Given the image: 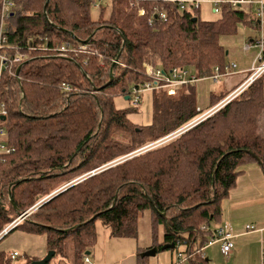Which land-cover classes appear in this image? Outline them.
<instances>
[{
	"label": "trees",
	"instance_id": "trees-1",
	"mask_svg": "<svg viewBox=\"0 0 264 264\" xmlns=\"http://www.w3.org/2000/svg\"><path fill=\"white\" fill-rule=\"evenodd\" d=\"M13 1L10 44L42 38L50 46L63 39L86 42L93 52L62 56L35 50L18 74L16 68L0 74L6 109L0 125L14 148L0 160V232L50 195L7 233L44 235L47 250L58 256L52 264H81L95 243L97 222L111 237H135L139 216L149 210L153 229L163 227L162 242L153 245L157 250L173 243L185 253V264H209L197 252L210 235L200 227L218 219L245 165L255 163L264 173V72L200 122L135 154L130 153L198 114L194 83L172 96L152 91L149 125L133 123L114 96L125 97L144 81L145 61L164 70L186 67L197 77L222 68L228 51L220 37L234 34L238 22L258 27L253 5L247 11L222 4L215 19L203 20L197 9L167 0L141 1L143 16L130 0H109L106 14L98 5L97 18L90 14L96 0ZM228 93L211 92L208 106L200 109ZM12 261L11 253L0 250V264Z\"/></svg>",
	"mask_w": 264,
	"mask_h": 264
},
{
	"label": "built area",
	"instance_id": "built-area-1",
	"mask_svg": "<svg viewBox=\"0 0 264 264\" xmlns=\"http://www.w3.org/2000/svg\"><path fill=\"white\" fill-rule=\"evenodd\" d=\"M143 0H130L131 5H135L137 9V15L143 16L146 13V10L143 6L140 5V2ZM171 2H176L179 4V7L182 9H189L190 11L198 9L200 2H207L211 5L214 13L220 12V7L222 4H229L233 8H238L241 6H249L255 4V16L258 20V26L262 31L264 29V0H167ZM99 2L95 1V7H98ZM14 8L15 2L13 0H0V74L4 72H8L9 74H13V69L21 65L22 62L27 61L31 53L35 50L57 52V54L65 56L68 53H90L93 52L86 42H78L71 43L69 41L60 39L54 41L53 44L49 46L47 39L38 38V40H33L32 38H28L24 45H12L9 43V25L8 22L14 16ZM159 17L165 20V14L160 12ZM151 19L149 20V23ZM41 42V44H40ZM252 46H256L258 51L256 52L252 64L250 73H248L243 82L226 98L217 103L215 106H212L207 109H200L197 107L198 114L180 126L178 129L174 130L170 134L151 142L141 148H138L137 152H141L143 150L155 147L175 136L183 132L184 130L190 128L196 123L200 122L221 106H223L226 102L236 96L242 89H244L247 85H249L254 79L260 76L264 72V58H263V50H264V33L260 35V37H256L252 42H246L243 46V49L248 50ZM258 62V64H256ZM141 74L144 77V81L140 85H135L130 87V95L134 96L132 102L134 105H137L139 102L138 93L143 90H152V91H164L167 95H174L177 90L187 84H193L197 82L201 77H197L196 73L186 67H172L168 70H164L160 67H155L149 62H143L141 67ZM237 69V65L233 62L224 64L221 68L219 66H214L212 68L211 74L206 77L210 78L213 82H218L221 78L226 75L232 74V72ZM61 88L63 90H69V85L67 83H61ZM131 96V97H132ZM6 114V109L4 108V104L0 103V118ZM6 131L0 125V160H3L2 154H9L13 152L14 148L8 146L6 144ZM136 152V153H137ZM135 153V152H134ZM133 154V153H130ZM16 223L13 220L9 223L1 232L0 237L9 230ZM200 228L209 230L210 235L207 240L204 242L203 246L197 250L200 254L203 255V250L206 246L212 245L214 243H219L220 252L227 256L228 253L234 247V233L232 227L229 224L218 225L215 227H208L206 225H202ZM245 230H253L252 226L247 224L244 227ZM262 231V229H260ZM177 252V261L173 264H185L186 263V255L181 251ZM18 256L17 251L11 252V258L14 260ZM261 260L264 263V248L261 251ZM83 261L90 264H95L91 262L87 255L83 256Z\"/></svg>",
	"mask_w": 264,
	"mask_h": 264
},
{
	"label": "rangeland",
	"instance_id": "rangeland-1",
	"mask_svg": "<svg viewBox=\"0 0 264 264\" xmlns=\"http://www.w3.org/2000/svg\"><path fill=\"white\" fill-rule=\"evenodd\" d=\"M188 1V0H184ZM257 1V0H253ZM101 3L102 8L104 10V14L108 11V3L109 0H97V3ZM142 6V4H140ZM255 6L253 7V9ZM136 9V8H135ZM248 6H245V10L248 11ZM197 13L203 20H213L217 17L216 13L213 12L212 7L207 2H200L199 8L197 9ZM100 8L95 7V2L91 4L90 14L93 18H97L99 15ZM264 33V30H257L250 25L243 24L242 22H238L236 25V32L234 34L228 36L220 37V43L226 48L228 53L225 55V63H235L237 65V69H235L232 74L226 75L221 78L218 82H213L208 77H201L197 82L194 83L196 90V102L198 105L206 108L209 104V96L211 92H216L218 87L224 83L225 79L234 80L237 76H241L239 74V69L242 67H248L249 73L251 69L252 59L255 56L258 48L253 47L250 50L243 49V41L245 40L244 36L249 34L251 36L260 37L261 34ZM255 52V54H254ZM258 64V62L256 63ZM183 90V89H182ZM263 94H264V78H263ZM130 95L128 99H125L124 96L117 94L114 96V104L117 108L127 109L128 110V118L135 124L138 125H149L151 123V98H152V90H143L139 91L138 97L139 102L137 105H134L132 99L134 96ZM259 131L264 136V110L260 115L259 121ZM160 145V144H159ZM157 146V145H156ZM264 202V201H263ZM257 212H264V205L261 206L258 211L251 213V218L247 219V223L252 226L256 230L259 226V219H256ZM17 217V216H16ZM15 217V218H16ZM14 220V219H13ZM137 242L139 246H146L148 244L154 243L153 245H158L162 242L163 237V227L161 224H157V228L153 229L151 216L149 210H144L142 214L139 216L137 221ZM252 231V230H250ZM20 231L15 229L11 231L9 234H5L0 238V250L8 253L12 249H16L19 253V256L16 257L11 264H24L28 259L27 254L24 250L19 248H11V238L13 237H22L19 235ZM242 237H238L235 239L237 242V248L240 251L235 255L234 249H232L227 256H224L222 253H217L216 255L210 258V264H261V253H260V234L257 232L246 233ZM25 236V235H24ZM264 241V233L262 235ZM31 248L34 247V250L37 251L38 248L45 247V239L42 236H33L30 238V241L27 240ZM47 253V250L45 254ZM141 253V252H140ZM139 253V256H140ZM44 254V255H45ZM43 255V256H44ZM42 256V257H43ZM210 257V256H209ZM230 257V258H229ZM58 256H53L50 261V264L54 260H56ZM172 261V262H171ZM177 261V252L174 249H158L154 255H150L146 257L147 264H171Z\"/></svg>",
	"mask_w": 264,
	"mask_h": 264
},
{
	"label": "crops",
	"instance_id": "crops-1",
	"mask_svg": "<svg viewBox=\"0 0 264 264\" xmlns=\"http://www.w3.org/2000/svg\"><path fill=\"white\" fill-rule=\"evenodd\" d=\"M254 6L255 4H253V7ZM242 7L245 8V6ZM258 27H256L255 29L260 30V27ZM256 37L257 36L253 37L249 34H246V36H244L245 40L243 41V46L246 42H252ZM253 47L256 48V46H252L251 48ZM248 70V67H242L241 69H239V74H242L241 76H237L232 81L228 78L225 79L224 83L221 84L218 87L217 91L213 93L217 95L221 94L223 91H227L229 93L222 99H220L217 103L231 94L243 82L245 76L248 74ZM216 104H214L213 106H215ZM198 106L203 108V106L201 105ZM243 170L244 171H242L238 175L235 185L230 189L228 197L222 201L220 216L217 220L211 222L209 225V227H215L218 225L229 224L232 227L234 233V252L232 253V255L234 253L235 255H237V253L240 251V249H236L237 242L235 241V239L247 235L246 233L250 232H257L260 234V253L264 248V241L262 240V235L264 233V212H257L256 214V219H259V226L256 230L259 231H253L255 230L254 228L252 231L244 229V227L248 224V221L246 220L251 218V213L258 211V209L264 205V173L255 163L245 165L243 167ZM260 229H262V231H260ZM19 235L24 238L21 239V237L19 236L11 238L13 241H11L10 247L19 248L21 250H24L25 252H28V258L41 259L47 250L45 236L37 235L44 237L46 249L38 248L37 251H35L34 247L31 248V245L27 240L30 241V238L35 236L36 234H29L20 231ZM153 244L154 243L152 242L151 244H148L146 246H139L137 242V235L135 237H111L109 234V230L103 227L99 222H97L96 240L87 256L89 257L91 262L95 264H138L139 258L145 259V264H147L146 257H140L139 253L150 247H154ZM12 251L17 250L12 249L8 253H11ZM217 253H221L219 243H214L212 245L206 246L203 250V255L206 258H209V260ZM26 261L24 264H26ZM81 264L90 263L82 262ZM261 264H263L262 260Z\"/></svg>",
	"mask_w": 264,
	"mask_h": 264
},
{
	"label": "water",
	"instance_id": "water-1",
	"mask_svg": "<svg viewBox=\"0 0 264 264\" xmlns=\"http://www.w3.org/2000/svg\"><path fill=\"white\" fill-rule=\"evenodd\" d=\"M46 5H47V1L44 4V9H45ZM192 19L195 20V17H193ZM116 61H117V59L115 60V62ZM114 64L115 63H113L112 66H111V74H110L109 82L112 80V76H113L112 69L114 67ZM20 67H21V65H19L17 67L16 74H18V71H19ZM124 98L125 99H128L129 96L128 95H125ZM1 119H4V116H1ZM134 152L136 153L137 151H134ZM134 152H132V153L135 154ZM251 155L258 162H260L259 159L255 155H253V154H251ZM117 160H119V159H117ZM117 160H114L113 162H115ZM93 173H94V171H91L89 174H93ZM56 191H58V190H56ZM49 197H50V195L47 196V197H45V198H43L39 202H37L34 206H32L31 208H29L28 210L19 213L17 215V217L15 218L16 223L12 227H10L9 230H7L1 237H3L8 231H10L11 229H13L21 220H23L26 216H28L38 205H40L41 203H43L44 201H46ZM166 248L167 249H173L174 248V244L173 243H166V244H163L161 246V249H166ZM156 251H157L156 247H150V248L144 250L143 252H141L140 253V257H147V256H150V255H154L156 253ZM85 254L88 255L89 254V251H86ZM54 255H55V251L54 250H48L47 253L41 259H34V260L30 261L27 264H47L53 258Z\"/></svg>",
	"mask_w": 264,
	"mask_h": 264
}]
</instances>
